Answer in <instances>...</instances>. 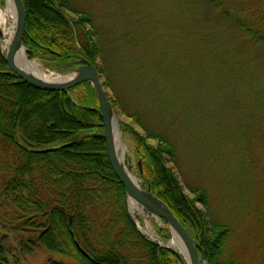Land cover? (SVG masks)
Returning <instances> with one entry per match:
<instances>
[{
	"label": "trees",
	"instance_id": "trees-1",
	"mask_svg": "<svg viewBox=\"0 0 264 264\" xmlns=\"http://www.w3.org/2000/svg\"><path fill=\"white\" fill-rule=\"evenodd\" d=\"M23 2L24 46L30 60L44 59L53 70L78 68L81 60H88L105 75L104 86L115 92L112 96L106 92L115 112L140 129H144L143 124L151 126L153 131L147 130L145 136L134 133L135 152L142 163L138 173L201 245L209 264H250L245 258L251 259L252 253L256 260L260 255L262 261H257L263 264V217L257 212L255 219L247 211L245 219H241L232 208L224 211L216 187V203L203 185L192 187L191 195H187L177 174L186 170L187 176L205 175L183 161L187 135L166 133L152 123H142L143 97L128 105L120 99L129 77L125 74L130 64L124 58L128 47L129 53L145 49L150 57L146 62L156 60L152 68L160 70L157 62H161V56L153 58L162 47L161 36L152 19L145 14L143 18L142 13L126 16V4L118 0H113V7L111 0ZM180 2L192 7L193 15L203 16L195 21L197 34L202 37V45L209 48L208 54L216 56L222 34L216 33L218 39H207L200 35V24L210 21L237 26L239 21L230 15L226 1ZM263 15L261 12L259 19ZM237 27L241 33L231 36L232 40L243 34L244 46L254 44L253 36L264 43L260 31L253 33ZM232 50L236 52V46ZM82 86L86 93L77 99L70 96L72 90L66 93L32 88L8 67L0 53V264H25V256L42 247L50 253L44 264H178L168 250L147 241L128 215L126 192L106 152L97 95L90 83ZM159 97L162 98L159 93L153 94L152 102ZM48 107L54 110L44 113ZM30 122L37 124L29 133ZM121 126L126 124L121 121ZM109 186L110 195L106 192ZM248 210H254L252 204ZM240 230L244 232L240 234ZM160 233L168 241L170 232ZM15 243L19 244L20 254L10 257L9 252L15 253Z\"/></svg>",
	"mask_w": 264,
	"mask_h": 264
},
{
	"label": "rangeland",
	"instance_id": "rangeland-1",
	"mask_svg": "<svg viewBox=\"0 0 264 264\" xmlns=\"http://www.w3.org/2000/svg\"><path fill=\"white\" fill-rule=\"evenodd\" d=\"M118 1L126 4V16L135 17L138 13H142V17L145 14L152 19L153 25L157 26V34L161 36L159 45L162 46L153 58L158 59L161 56L158 59L161 62H157L160 70L152 68L156 60L146 62L150 57L147 56L145 49L141 52L129 53L130 47L127 48L128 53L124 55V58L126 62L129 61L130 66L125 75L129 77L126 80L127 85L122 89L121 97L119 96L120 99L128 105V102L133 99L139 101L143 97L140 112H144L145 117L143 121L141 120L142 123H152V126H156L159 131L165 130L166 133L187 135L186 157L183 161L188 162L192 169L202 170L205 173L204 176L200 173L187 176L188 173L184 170V173L177 174L187 195H191L192 187L197 188L203 185L208 188L211 201L216 203L218 201L215 197L216 187L221 193V205L224 211L232 208L241 219H245L247 211L256 219L258 212L263 217L261 225L263 227L264 43L258 41L260 38L253 36L251 41L254 44L247 47L243 45L246 40L243 34L234 40L230 37L241 33L237 27L240 26L245 31L253 33L258 30L260 36L264 38V15L259 19L260 13L264 12V0H225V6L230 15L234 20L239 21L237 26L210 21L201 22L203 31H200L201 36L207 39H218L216 33L222 34L217 55L213 57L208 54L210 50L205 43L202 45V37L200 38L197 34L195 27V21L202 19L203 16L199 13L193 15L192 7L184 5L180 0L178 3V0ZM1 2L7 6V0H1ZM111 6L113 7V0H111ZM250 27L254 29L250 30ZM218 44L219 42L214 43V47H218ZM235 46L237 51H230ZM117 55L123 56V53H117ZM33 60L37 61L43 70H53L47 67L44 59ZM100 63L98 62V66L102 67ZM134 63L138 64L135 68L132 67ZM76 70L69 66L55 71L70 76L77 73ZM111 75L112 73L109 74L110 78ZM122 79L125 84L124 76ZM102 80L105 85L104 74H102ZM114 90L118 91L119 88L115 86ZM105 91L111 96L116 95L110 87H105ZM85 93L86 89L81 85L73 89L70 96L77 99L78 95L83 96ZM155 93H159L164 101L159 97L152 102L151 96ZM52 109L48 107L44 113L52 112ZM117 117L125 144V165L138 184L147 189L145 180L138 173L142 163L135 152L134 133L141 132L145 136L147 130L152 128L143 124L144 129H140L132 120L121 118L118 114ZM148 118L154 120H148ZM121 121L126 126L122 127ZM36 124L30 122L27 131L29 133L35 131ZM118 152L119 155L122 154L121 149ZM111 187L106 189L107 194L111 192ZM251 204L254 210H248ZM198 206L206 212L201 204ZM127 211L130 218L137 222V225L134 223L136 228L141 230L143 233L141 235L147 241L166 245L172 240L170 229L168 241L161 235L160 231L166 234L169 232L160 219L137 211L129 205ZM243 232L244 230H240V234ZM238 235L239 233L234 237L236 240ZM177 249L181 251L180 247ZM13 250L15 253L9 252L10 257L20 254L18 243L14 244ZM49 254L46 248H39L25 256V264H44ZM181 255H183L182 251ZM253 255L254 253L251 259L248 256L245 260L250 264H261L259 263L262 261L260 255H257L259 262ZM183 258H185L184 255ZM207 264H209L208 261Z\"/></svg>",
	"mask_w": 264,
	"mask_h": 264
},
{
	"label": "water",
	"instance_id": "water-1",
	"mask_svg": "<svg viewBox=\"0 0 264 264\" xmlns=\"http://www.w3.org/2000/svg\"><path fill=\"white\" fill-rule=\"evenodd\" d=\"M11 1L15 9V30L7 53L3 54L0 48V53L8 67L32 88L41 91L67 92L86 82L90 83L94 88L99 101L98 112L101 116L104 126L106 152L115 176L124 187L128 203L129 199L132 198L138 207L166 222L172 236L174 233L178 236L184 251L181 249L182 247L180 249L185 258H183V255H181V251L179 252L177 248L170 246V241L166 245L161 246L174 256L178 264H184L186 260L189 264H207V259L201 245L190 236V234L183 227L181 222L170 210V208L163 201L158 199L151 192L150 188H143L131 178V174L129 173L130 171L124 164V152L122 151V154L119 155L113 134L114 126L120 129L119 120L106 96L102 74L99 73L96 66L90 63L88 60L83 59L79 62V67L76 70L77 75L71 79L62 81H45L28 73L26 70L18 66V51L21 48L25 49L24 31L26 26V10L23 0ZM1 36L2 33L0 30V39ZM132 177L135 179L134 176ZM131 219L137 225V222L132 217Z\"/></svg>",
	"mask_w": 264,
	"mask_h": 264
},
{
	"label": "bare ground",
	"instance_id": "bare-ground-1",
	"mask_svg": "<svg viewBox=\"0 0 264 264\" xmlns=\"http://www.w3.org/2000/svg\"><path fill=\"white\" fill-rule=\"evenodd\" d=\"M15 23H16V18H15V9L14 5L11 0H7V6H2L1 0H0V30L2 33L1 39H0V48L3 54H6L11 42V38L13 36L14 30H15ZM17 64L19 67L23 68L26 70L28 73L41 78L45 81H62L66 79H71L77 75V73H74L70 76L64 75L58 71L55 70H43L41 68V65L33 60L30 61L28 57L26 56V51L24 48H21L18 51L17 54ZM113 134L115 138V142L117 145L118 151L121 149L123 152L125 151V144L123 142L122 134L121 131L114 126L113 128ZM125 164V163H124ZM130 173V172H129ZM131 174V173H130ZM133 181L135 182L136 180L132 177L133 175H130ZM137 182V181H136ZM129 206L137 208L138 205L135 203V201L130 198L129 199ZM141 211V210H138ZM143 212V211H141ZM170 246L174 248H181V242L178 238V236L174 233L172 240L170 241ZM183 249V247L181 248ZM184 251V249H183ZM187 262V263H186ZM184 264H189L188 261L186 260Z\"/></svg>",
	"mask_w": 264,
	"mask_h": 264
}]
</instances>
